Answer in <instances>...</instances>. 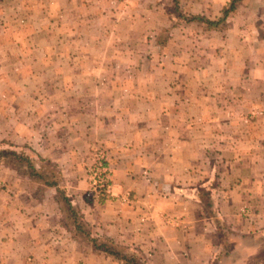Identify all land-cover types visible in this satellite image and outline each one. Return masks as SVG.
<instances>
[{
	"label": "crops",
	"instance_id": "1",
	"mask_svg": "<svg viewBox=\"0 0 264 264\" xmlns=\"http://www.w3.org/2000/svg\"><path fill=\"white\" fill-rule=\"evenodd\" d=\"M230 1L0 0L20 78L0 140L38 174L0 160V264H128L93 238L138 264H264V0L190 18ZM98 148L111 198L87 193Z\"/></svg>",
	"mask_w": 264,
	"mask_h": 264
},
{
	"label": "built area",
	"instance_id": "2",
	"mask_svg": "<svg viewBox=\"0 0 264 264\" xmlns=\"http://www.w3.org/2000/svg\"><path fill=\"white\" fill-rule=\"evenodd\" d=\"M110 155L105 148L95 149L86 166L88 192L103 198L114 196V184L109 166Z\"/></svg>",
	"mask_w": 264,
	"mask_h": 264
},
{
	"label": "trees",
	"instance_id": "3",
	"mask_svg": "<svg viewBox=\"0 0 264 264\" xmlns=\"http://www.w3.org/2000/svg\"><path fill=\"white\" fill-rule=\"evenodd\" d=\"M234 9V0L228 2V4L223 8L222 11V18L220 20H208L204 18L201 15H192L190 18L191 20H195L201 23H204L208 28L217 27L220 25L222 19L224 16H227L230 11H233ZM182 17H185L182 13L180 14ZM9 158L12 163H23L26 166V173H28L31 176H38V174L35 172L32 161L24 154L17 153L14 150H7V149H0V160ZM94 245L98 248H102L103 250L107 251L108 253L117 256L120 260H123L124 262L128 264H138L136 260H134L131 256H127L124 253L119 252L118 250L114 249L113 246L109 243H102L98 242L96 238L91 239Z\"/></svg>",
	"mask_w": 264,
	"mask_h": 264
},
{
	"label": "rangeland",
	"instance_id": "4",
	"mask_svg": "<svg viewBox=\"0 0 264 264\" xmlns=\"http://www.w3.org/2000/svg\"><path fill=\"white\" fill-rule=\"evenodd\" d=\"M161 2H162V4L163 3H165L166 5L168 4L169 6H170V8L171 9H169V11H171V13H174V11H175V13H177L178 14V16H179V11H178V9L177 10H173V7H172V5L174 6V4L176 3L175 2V0H160ZM175 2V3H174ZM174 13V14H175ZM185 16L187 15V17H190V15L189 14H184ZM176 17V16H175ZM185 29H183L185 32H186V34H188V33H190L191 31V25H184L183 26ZM220 27H222V26H220ZM170 28H168V30H169ZM187 37H188V35H186ZM184 38H186V37H184ZM187 39H189V38H187ZM163 41H161L160 43H162ZM183 43V45L184 44H186V41H183L182 42ZM182 54L185 52V55H188V51H185V47L183 46L182 47ZM15 59V58H14ZM14 59H12L11 57H9L8 59L7 58H1V60H2V62L4 61V60H6V66L7 65H9V64H13V61H14ZM5 65V64H4ZM19 74H17V73H13V72H0V81L1 82H7L10 86H12V88L14 87V84H16V82H18L19 81V79L20 78H18L17 76H18ZM12 82H14V83H12ZM251 113V112H250ZM10 144H12L11 142H8V141H1L0 140V148L1 149H3L4 147H6L5 149H7V148H10L11 146H9ZM7 150H10V149H7ZM93 153V152H92ZM3 160H5L6 162H12V161H10L9 160V158H6V159H3ZM22 165H23V163H21ZM19 165H20V163H19ZM87 166V165H86ZM17 168H19V170L21 171L22 170V166L21 167H19V166H16ZM87 193H89L88 192V190H87ZM91 196V195H90ZM94 196H96L95 194H94Z\"/></svg>",
	"mask_w": 264,
	"mask_h": 264
}]
</instances>
